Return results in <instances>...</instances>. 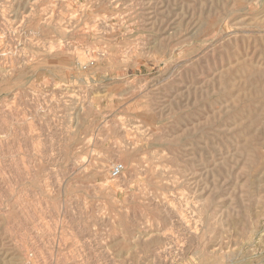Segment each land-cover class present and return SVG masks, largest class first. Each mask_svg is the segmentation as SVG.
I'll return each instance as SVG.
<instances>
[{
  "label": "rangeland",
  "instance_id": "374dc122",
  "mask_svg": "<svg viewBox=\"0 0 264 264\" xmlns=\"http://www.w3.org/2000/svg\"><path fill=\"white\" fill-rule=\"evenodd\" d=\"M0 264H264V0H0Z\"/></svg>",
  "mask_w": 264,
  "mask_h": 264
},
{
  "label": "built area",
  "instance_id": "2783aa9c",
  "mask_svg": "<svg viewBox=\"0 0 264 264\" xmlns=\"http://www.w3.org/2000/svg\"><path fill=\"white\" fill-rule=\"evenodd\" d=\"M123 171V166L121 164H115L110 170V176L112 178H117Z\"/></svg>",
  "mask_w": 264,
  "mask_h": 264
},
{
  "label": "bare ground",
  "instance_id": "6f19581e",
  "mask_svg": "<svg viewBox=\"0 0 264 264\" xmlns=\"http://www.w3.org/2000/svg\"><path fill=\"white\" fill-rule=\"evenodd\" d=\"M116 5V4H115ZM131 10V9H130ZM27 18V17H26ZM15 23V22H14ZM50 24V23H49ZM55 25V24H54ZM55 28H56V26H55ZM57 34V33H56ZM61 42V41H60ZM55 47V46H54ZM8 49V48H7ZM164 238V237H163ZM158 254V253H157Z\"/></svg>",
  "mask_w": 264,
  "mask_h": 264
}]
</instances>
